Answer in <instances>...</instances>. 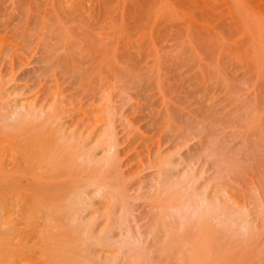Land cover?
Masks as SVG:
<instances>
[{"label":"rangeland","instance_id":"obj_1","mask_svg":"<svg viewBox=\"0 0 264 264\" xmlns=\"http://www.w3.org/2000/svg\"><path fill=\"white\" fill-rule=\"evenodd\" d=\"M263 28L264 0H0V111L22 112L34 103L42 106L41 118L54 111L63 127L78 132L105 129L113 116L119 171L128 179V220L138 236L160 211L158 159L176 150L174 173L194 169L198 184L211 190L218 166L205 148L221 142L224 150L216 156L227 151L239 161L232 176L224 173L228 191L258 214L261 242L264 205L256 207L253 199L264 198V145L257 156L241 149L245 134L264 117V40L257 37ZM255 98L256 117L245 112ZM2 129L0 162L11 166L18 143L10 139L17 143L11 147ZM21 180L4 190L20 198L27 179ZM101 200L94 198L96 206ZM29 215L20 223L24 242L13 253L14 264L38 259L44 219ZM149 242L152 235L143 243ZM157 247L154 264H169Z\"/></svg>","mask_w":264,"mask_h":264},{"label":"bare ground","instance_id":"obj_2","mask_svg":"<svg viewBox=\"0 0 264 264\" xmlns=\"http://www.w3.org/2000/svg\"><path fill=\"white\" fill-rule=\"evenodd\" d=\"M257 32L262 42L264 28ZM259 101L245 112L256 117ZM41 107L30 103L21 107L22 112H16V109L0 111V126L9 132L2 131L11 147L15 143V148L18 143L19 155L14 156L11 166L4 163L6 160L0 162V264L4 259L7 264L16 262L12 257L24 242L18 232L21 221L26 219L25 214H38L36 217L44 219V231H39V227L36 231L42 233L36 234L40 236L37 237L40 240L37 264H154L152 248L157 243L158 250L169 258V264H264V241L260 242L255 224L258 214L255 212V217L249 203L237 202V197L228 191L230 177L224 173L230 175V171L238 168L239 161L229 159L227 151L222 157L216 156L222 148L224 150L221 142L205 148L211 151L212 164L218 166V182L211 190L206 184H198L199 176L194 169L174 173L177 164H173L172 156L176 150L158 159L162 179L157 192L158 196L162 195L160 211L151 215L141 229V240L128 220L132 212L127 198L128 187L124 183L128 179L119 171L114 117L108 120L107 128L94 127V130L87 127L89 131L85 134L87 129L78 132L63 127L54 111L41 118L44 116ZM263 118L261 116L259 125L255 124L257 127L252 125L254 131L250 129L252 126L246 128L253 132L250 136L245 134L248 142L241 152L257 156L261 151ZM58 122L59 126H54ZM90 136L93 142L86 145ZM249 137H253L251 141ZM98 148L103 150L99 156L96 154ZM22 178L27 180L25 184L23 182L25 191L22 188L24 192L20 198H14L11 191L4 190L10 185L15 186ZM97 195L102 200L96 206L94 198ZM260 197L253 199L256 207L264 205V198ZM117 207L121 214L117 213ZM89 210L90 214H86ZM103 214L106 220L99 222ZM117 226L120 231L115 234ZM148 235L153 236V242L146 245L143 242ZM112 240L115 242L111 243ZM97 246L100 248L96 249ZM109 248L112 251L107 254Z\"/></svg>","mask_w":264,"mask_h":264}]
</instances>
